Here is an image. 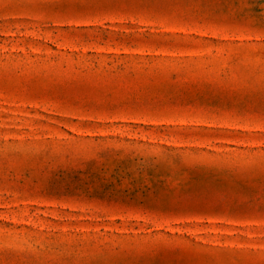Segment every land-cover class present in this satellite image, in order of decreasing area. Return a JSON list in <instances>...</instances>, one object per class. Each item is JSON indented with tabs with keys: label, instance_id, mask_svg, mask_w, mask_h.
Listing matches in <instances>:
<instances>
[{
	"label": "rangeland",
	"instance_id": "1",
	"mask_svg": "<svg viewBox=\"0 0 264 264\" xmlns=\"http://www.w3.org/2000/svg\"><path fill=\"white\" fill-rule=\"evenodd\" d=\"M0 264H264V0H0Z\"/></svg>",
	"mask_w": 264,
	"mask_h": 264
}]
</instances>
